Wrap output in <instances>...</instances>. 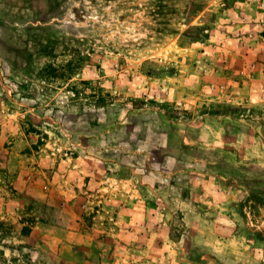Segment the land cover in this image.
I'll return each instance as SVG.
<instances>
[{"label":"rangeland","instance_id":"1","mask_svg":"<svg viewBox=\"0 0 264 264\" xmlns=\"http://www.w3.org/2000/svg\"><path fill=\"white\" fill-rule=\"evenodd\" d=\"M0 264H264V0H0Z\"/></svg>","mask_w":264,"mask_h":264},{"label":"trees","instance_id":"2","mask_svg":"<svg viewBox=\"0 0 264 264\" xmlns=\"http://www.w3.org/2000/svg\"><path fill=\"white\" fill-rule=\"evenodd\" d=\"M255 197H257L258 195H254ZM257 198H259V197H257ZM260 200V199H259Z\"/></svg>","mask_w":264,"mask_h":264}]
</instances>
